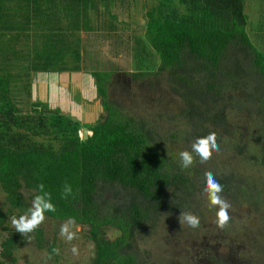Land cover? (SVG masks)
<instances>
[{
    "label": "trees",
    "instance_id": "1",
    "mask_svg": "<svg viewBox=\"0 0 264 264\" xmlns=\"http://www.w3.org/2000/svg\"><path fill=\"white\" fill-rule=\"evenodd\" d=\"M11 3L22 4L18 9L14 4L18 13ZM97 3L114 27L118 16L112 11L122 8L119 0H0V190L4 194L0 254L11 263L14 251L29 236L16 232L10 218L27 211L39 183L52 193L57 209L45 213L46 220L65 223L74 218V226L92 242L89 264H153L137 258L136 244L151 236L160 217L179 216L180 210L194 212L190 177H199V190L204 189L203 171L182 169L179 154L165 146L174 140V133L166 139L159 132L162 129L150 127L147 119L135 121L111 105L107 73L91 72L107 113L101 121L85 125L47 103L33 100L25 105L29 109L21 103V93L30 100L31 78L36 82V76L49 77L58 65L61 70H80L78 33L73 37V30L80 28V20L88 22V8ZM245 4V0H154L144 13V32L135 47L139 68L145 69L153 53L154 76L165 73L168 92L183 105L180 117L190 129L186 142L209 132H216L218 141L219 129L227 132V112L245 107L250 122L264 124V32L253 39L247 35L252 15L249 10L246 14ZM13 17L16 21L11 22ZM256 24L264 31L262 16ZM108 35L122 42L120 34ZM28 40L40 46L29 47ZM83 127L91 133L86 140L80 136ZM237 145L242 153L245 145ZM252 151L248 161L263 173L264 137ZM234 177L233 173L216 176L224 186L223 195L259 209L264 199L257 185L261 180H251L246 188ZM65 183L72 186L75 198H61ZM109 190H114V198L120 191L129 195L125 210L108 203ZM171 193L176 196L171 198ZM112 230L117 235L109 238ZM29 235L41 249L43 228ZM211 246L199 242V263L193 260L194 264H217ZM53 248L56 244L51 241L48 255H54Z\"/></svg>",
    "mask_w": 264,
    "mask_h": 264
},
{
    "label": "rangeland",
    "instance_id": "2",
    "mask_svg": "<svg viewBox=\"0 0 264 264\" xmlns=\"http://www.w3.org/2000/svg\"><path fill=\"white\" fill-rule=\"evenodd\" d=\"M153 1L119 0L122 8L112 11L118 16L114 27L110 26L111 19L106 16L107 12L103 10L101 4L97 3L89 7L88 17L85 18L88 22L80 20L81 29L73 30V37L78 33L80 70L77 72L61 70L58 65L57 69L52 67V75L47 74L49 77L36 76L38 79L36 82L31 78L30 100L27 94L21 93L23 97L21 103L24 106L33 100L47 103L51 109L58 107L62 112L69 113L85 125L101 121L107 113L103 108L101 97L96 92L95 78L91 72L100 75L107 73L110 78L107 88L109 102L115 109L135 121L147 119L150 124L156 122L155 124L162 129L159 132L163 133L166 139H170L169 135L174 133V140H169L168 144H165L168 150L173 149L172 151L178 154L183 150H190L193 141H185L190 129L180 117L183 109L180 99L168 92L165 73L154 76L156 67L151 64L156 59L153 53L148 56V61L143 66L145 69L142 70L139 68L135 52L137 42L144 32L146 21L144 13ZM262 2L264 0H245V12L248 14L246 10H249L252 15L251 22L246 28L247 35L251 39L257 33L261 35L264 32L259 24H256L260 22L261 16L264 18ZM14 4L11 5L13 12L18 13L16 6L18 9L22 4H15L16 6ZM127 5L130 7L129 10ZM13 19L11 22L16 21V17ZM121 21H124L123 24L120 23ZM85 27L89 31L84 30ZM9 30L14 33V29ZM30 32L29 29L25 31L26 34ZM108 32L120 34L122 42L110 38ZM32 43L31 40L27 41L29 47L34 46ZM74 43L76 45V38ZM70 56L75 60L72 53ZM27 62H30V59L23 61L25 64ZM25 107L29 109L28 106ZM248 110L249 108L245 107L227 112L229 125L226 128L227 132L223 128L219 129V152L214 153L212 159L205 165L196 163L195 167H191L192 172L193 169L198 168L203 173L210 170L216 176L233 173L236 175L234 181L240 180L246 188L252 184V181L259 179L261 181H257V185L264 191V172L260 170L259 174L258 168L248 161L252 150L256 148L257 140L264 137V124L256 120L250 122ZM88 135L91 133L89 132ZM239 142L245 145L242 153L236 148ZM190 179L194 182L193 188L190 189L193 191V197H190V200H193L192 213L200 217V226L197 229L181 226L179 216L175 214L160 217L151 236L144 238L143 242L137 243L134 247L133 251L137 258L153 264H194L196 261L199 263V242H202L207 246L212 244L210 250L214 253L215 259H218L217 264H245L246 261H250L249 264H263L264 254L259 251L264 252V199L257 209L243 200L231 202L230 197L224 195L232 206L229 209L232 219L228 227L221 230L216 225L217 209L210 207L207 195L199 190V177H190ZM3 201L4 194L0 190V206ZM62 224L45 220L41 225L45 233V244L41 249L35 246L34 239H27L14 251V263L2 258L0 254V264H89L93 255V244L86 237L84 230L78 226L72 227L71 230L77 233L78 238L68 242L60 235ZM116 235L113 230L108 233L109 238ZM195 240L197 243H194ZM51 241H54L56 248L60 249V255H52L49 259L48 243ZM73 246L78 249L76 255L71 251Z\"/></svg>",
    "mask_w": 264,
    "mask_h": 264
},
{
    "label": "clouds",
    "instance_id": "3",
    "mask_svg": "<svg viewBox=\"0 0 264 264\" xmlns=\"http://www.w3.org/2000/svg\"><path fill=\"white\" fill-rule=\"evenodd\" d=\"M220 150L217 141L216 132H209L206 136L197 137L191 144L190 150H183L179 153L180 166L182 169H189L196 163L200 165L207 164L214 153ZM204 189L203 192L207 195L210 207L216 208V225L219 229L224 230L228 227L232 217L229 215V209L232 207L228 199L223 195L224 186L217 180L216 175L206 170L204 172ZM37 194L34 196L31 206L27 211L17 216H12L11 224L16 232L22 236H29V239L34 237L29 235L35 233L39 227L45 222L47 212H56V205L52 202V193L47 190L44 183H39L36 186ZM69 196L75 198L73 188L70 184L65 183L62 187L61 198L67 199ZM181 226H188L191 229H197L200 226V217L191 211L180 210L178 217ZM75 221L70 218L60 227V235L68 242L77 239V233L72 231ZM73 255L78 254V249L73 246L71 249ZM52 254L60 255L59 248H53ZM51 259V255L49 256Z\"/></svg>",
    "mask_w": 264,
    "mask_h": 264
},
{
    "label": "flooded vegetation",
    "instance_id": "4",
    "mask_svg": "<svg viewBox=\"0 0 264 264\" xmlns=\"http://www.w3.org/2000/svg\"><path fill=\"white\" fill-rule=\"evenodd\" d=\"M155 123L156 122H152L150 124V127L155 126L156 128H158V127L161 128L159 125H157ZM171 194H172V195H170L171 198H172V196H176L174 193H171ZM113 195H114V190H109L105 194V198L107 199L108 203L115 205L117 207L118 211L125 210L127 208V205L130 203L129 195H127L125 191H120L117 198H114Z\"/></svg>",
    "mask_w": 264,
    "mask_h": 264
},
{
    "label": "water",
    "instance_id": "5",
    "mask_svg": "<svg viewBox=\"0 0 264 264\" xmlns=\"http://www.w3.org/2000/svg\"><path fill=\"white\" fill-rule=\"evenodd\" d=\"M88 130L86 127H83L82 130H81V139L82 140H86L88 138Z\"/></svg>",
    "mask_w": 264,
    "mask_h": 264
},
{
    "label": "crops",
    "instance_id": "6",
    "mask_svg": "<svg viewBox=\"0 0 264 264\" xmlns=\"http://www.w3.org/2000/svg\"><path fill=\"white\" fill-rule=\"evenodd\" d=\"M253 3V2H252ZM262 3H264V2H262ZM253 5H254V3L252 4V7H253Z\"/></svg>",
    "mask_w": 264,
    "mask_h": 264
}]
</instances>
